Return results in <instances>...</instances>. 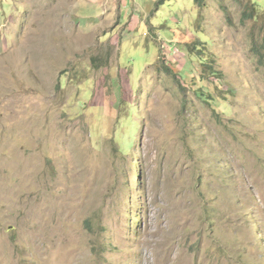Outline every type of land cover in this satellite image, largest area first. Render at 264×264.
<instances>
[{
  "label": "rangeland",
  "instance_id": "1",
  "mask_svg": "<svg viewBox=\"0 0 264 264\" xmlns=\"http://www.w3.org/2000/svg\"><path fill=\"white\" fill-rule=\"evenodd\" d=\"M263 29L264 0H0V264H264Z\"/></svg>",
  "mask_w": 264,
  "mask_h": 264
},
{
  "label": "trees",
  "instance_id": "2",
  "mask_svg": "<svg viewBox=\"0 0 264 264\" xmlns=\"http://www.w3.org/2000/svg\"><path fill=\"white\" fill-rule=\"evenodd\" d=\"M196 1L198 3L201 2V0H196ZM255 10H256V8H255ZM244 16H245V19L246 18H255L254 13H252V12H250L249 14L245 12ZM263 35H264V29H263ZM263 39H264V36H263ZM262 42L263 43L260 46H256L257 44L255 45L254 51L257 52V54L259 55V58L261 59V63L264 64V56L263 55L260 56V54H259L260 51H264V41H262ZM169 72H171L170 69H169Z\"/></svg>",
  "mask_w": 264,
  "mask_h": 264
}]
</instances>
